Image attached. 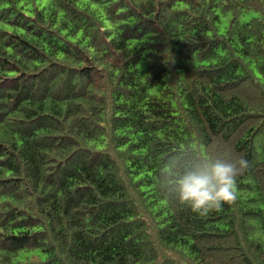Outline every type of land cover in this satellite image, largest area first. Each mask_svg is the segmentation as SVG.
<instances>
[{
	"label": "trees",
	"instance_id": "trees-1",
	"mask_svg": "<svg viewBox=\"0 0 264 264\" xmlns=\"http://www.w3.org/2000/svg\"><path fill=\"white\" fill-rule=\"evenodd\" d=\"M212 142L200 216L155 176ZM0 264H264V0H0Z\"/></svg>",
	"mask_w": 264,
	"mask_h": 264
},
{
	"label": "clouds",
	"instance_id": "clouds-1",
	"mask_svg": "<svg viewBox=\"0 0 264 264\" xmlns=\"http://www.w3.org/2000/svg\"><path fill=\"white\" fill-rule=\"evenodd\" d=\"M155 183L162 195L206 216L236 199V181L249 161L227 145L212 142L169 152L161 158Z\"/></svg>",
	"mask_w": 264,
	"mask_h": 264
},
{
	"label": "rangeland",
	"instance_id": "rangeland-1",
	"mask_svg": "<svg viewBox=\"0 0 264 264\" xmlns=\"http://www.w3.org/2000/svg\"><path fill=\"white\" fill-rule=\"evenodd\" d=\"M253 15L254 13L252 11H245L243 15V19L247 20ZM228 19L229 17H226L224 19V22H227ZM147 62L148 61L146 59L138 64L139 74L141 77L144 75L143 70ZM44 256H45L44 253L37 249V250L29 251V252H21V254L18 257V260L21 262H30V261H35V260H43Z\"/></svg>",
	"mask_w": 264,
	"mask_h": 264
}]
</instances>
